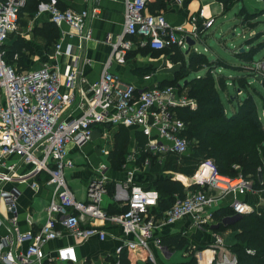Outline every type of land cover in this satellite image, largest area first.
I'll return each mask as SVG.
<instances>
[{
  "label": "built area",
  "instance_id": "1",
  "mask_svg": "<svg viewBox=\"0 0 264 264\" xmlns=\"http://www.w3.org/2000/svg\"><path fill=\"white\" fill-rule=\"evenodd\" d=\"M27 2L0 0V229L5 232L0 237V264H59V261L87 264L79 261L72 245L57 248L56 254L47 259L42 247L62 236L64 230L83 240L92 236L104 240L108 223L120 224L126 233L133 234L135 239L126 243L130 247H142L150 262L158 264L151 244L161 243V236L157 235L160 228L187 215L193 216L197 226L203 228L219 201L227 195L232 196L231 207L235 211L232 216L254 210L255 205L242 198L253 189V181L242 174L232 177L218 172L207 163H202L194 174L195 182L201 187L176 195L162 215L156 214L159 190L135 183L132 177L116 185L117 194H123H118V199L125 201V207L111 212L103 206L101 198L108 189L109 165L98 168V175L87 188L86 199L77 198L67 178L66 170L75 164L71 147L80 149L92 141L91 133L96 126L139 127L147 137V151L160 160L168 153L189 152L187 124L176 107L195 108L196 99L180 94L173 84L139 89L134 83L122 80L111 70V65L115 60L126 61L136 36L141 37V43L156 49L175 45L187 48L188 37L195 43L200 40L202 29L214 23L213 17L205 18L200 9L191 16L192 29L188 32L182 26L171 25L164 13L149 11L148 0H124L123 31L112 42L100 76L86 81L75 67L76 56L64 63L57 58L55 64L36 69L19 68L6 60L4 44L18 27L20 11ZM45 10L61 30L55 44L57 55L64 52L73 55L74 44L80 48L92 37L87 19L99 12L98 6L90 12L62 8L57 0H51ZM252 67L257 75L264 76V55ZM145 77L149 79L150 75ZM42 184L51 187L46 219L39 222L37 229L24 231L19 224L22 187L37 189ZM219 241L224 243L220 238ZM219 249L218 244L209 247L210 261L206 262V250L202 249L193 260L176 264H212ZM236 261L234 255L224 263L236 264Z\"/></svg>",
  "mask_w": 264,
  "mask_h": 264
},
{
  "label": "crops",
  "instance_id": "2",
  "mask_svg": "<svg viewBox=\"0 0 264 264\" xmlns=\"http://www.w3.org/2000/svg\"><path fill=\"white\" fill-rule=\"evenodd\" d=\"M50 1L51 0H30L28 10L26 9L22 14H20L18 27L11 32L12 34H10L5 44H7L8 47H11L17 40H23L28 42L31 48L27 49L24 47L22 50H16L14 52V59L16 60L13 64H16L19 68L28 66L29 68L36 69L47 64H55L57 58L61 63H64L73 60L76 56L77 59L75 67L80 71L81 78L85 79L86 81L96 80L102 73L104 64L110 55L112 42L115 40L116 36L123 31L124 0H57L58 5L62 8L69 7L76 10L89 9L91 12L94 6H98L99 10V12L93 15L90 14L87 19V24L93 32L92 37L85 41L83 46L80 48L74 44L72 50L73 55H71V53L69 54L68 52H64L61 56L56 54L55 46L56 42L61 36V30L53 24L50 14L45 10L47 3ZM237 1L238 0H235L232 7ZM243 7H245L250 13H254L256 17L254 18L255 20H253L254 22H258L256 19L260 14H263L260 13V11L264 9V0H255L251 2L248 0L247 3H244L240 10L236 13V21H238V25L241 23L238 19L240 16L239 13ZM200 9H203L205 18L213 17L215 19L214 23L209 26L208 30L213 28L218 15H222V17L226 19V13L231 10L229 9L228 11L224 12L223 3L219 0H165V2L162 3V7L155 10V13H164L171 25L182 26L184 31L190 32L192 29L191 16L193 14L199 13ZM148 10L151 11L149 6ZM255 29L253 28L251 30ZM55 30L57 34L59 33L58 36L55 35L56 37H54V34H52V32ZM226 34V31L223 32V36L221 38L222 41L226 40ZM245 35L246 34H243L242 36L245 38ZM250 37L252 36H248L247 38ZM260 38L261 36L259 37V41ZM134 39L135 45L129 51L126 61L121 63L115 60L111 65V70L125 82L134 83L139 89L155 84L161 85L168 82L176 85L180 94L188 95L189 90L185 84H181L180 81L178 83H173L171 81L173 79L172 73L179 70L181 66V63L178 62L179 60L171 61V57L167 58L163 56L164 50L152 48L149 44L141 43V37L139 36L134 37ZM69 40L70 39H66V41ZM73 40L75 41V39ZM66 47L67 45H65L64 48ZM188 48H190V46H188L184 51H186ZM240 48V46H235V49L237 50L234 49V51L237 52ZM204 49H208L207 46H204ZM212 54H214L213 59H216L218 56L222 57L221 53L217 51L212 52ZM19 60H21V63H19ZM210 60L212 61V59ZM236 60L239 62L228 61L236 66H241L244 64V61L239 59L237 56ZM230 70L234 72V74H229V78H231V80H233L232 78L235 76H240L249 72L247 69L239 70L231 68ZM147 75H150L149 79L145 77ZM231 108L233 109V107ZM115 126L116 125H106L105 127H96V129L93 130L94 132L92 141L83 145L80 149L71 147V155L73 154L75 156V158L72 156L75 161L74 166L68 168L71 172V177L73 180L79 179L81 182H86L87 184L85 189L80 188L78 184L75 189L72 188L77 198L86 199L88 196L87 188L90 184V181L95 176H97L92 174V172L95 173L96 171L98 173V168H101L102 166H112L109 158L110 150L107 149L105 143L103 142L107 134V130L112 129ZM126 127L132 130L131 143L136 144L130 148L131 152L128 162L135 163V157L138 156L139 158L145 150L146 153H148V155H146L152 157L150 152L146 149L147 137L143 134L141 129L137 126ZM101 128H104L105 130L100 131L102 130ZM135 131L142 133L146 137V142L144 143L145 148H143V145L139 143L138 135L135 133ZM100 135H102L101 138ZM98 138H100L99 142L94 143L98 140ZM139 146L141 147V150L138 148ZM103 149H105V152H108L105 153ZM86 153L88 155L95 154L97 157H102V159L104 156L105 161L102 160L103 162H100L99 164L89 165L85 159L87 156ZM142 164L145 163L143 162ZM145 165L149 166L150 171L151 164L146 162ZM164 172H173V174L176 173L178 178L177 181L183 184L185 193L196 188L195 185L201 187L199 183L195 182L194 175L189 176L175 171ZM151 174H160V176L152 178L150 181H148V183L145 182L147 187L151 184L156 186V180L166 176L163 172L152 171ZM133 175L134 172L131 171L128 177L133 178ZM179 175L186 177V181L184 178H180ZM128 177L125 180H127ZM125 180L120 181L119 183H124ZM68 181L70 182V179ZM133 182L137 183L134 178ZM107 183L108 189L102 194L101 204L107 207V209L111 212H114V210L123 209L125 207V201L118 199V196H122L123 194H117V184H115L114 190L111 192L110 189L112 188H110V186L111 184L113 185V183L112 178H110L109 175ZM22 188L23 192L19 198V224L24 231H29L31 229L35 230L39 227V222H43L46 219L45 207L51 194V187L42 184L40 188L37 189L25 185ZM177 194L178 193H176V195ZM247 197L251 202L256 201L258 199L257 191L252 189L247 194ZM231 200V195H227L221 199L217 208L213 210V216L207 221L203 228L197 226L193 216L190 215H187L172 224H168L160 228L157 231V235L161 236V243L158 244L153 242L151 244V250L156 257L157 263L167 264V262H173L172 264H176L193 260L198 250H208L210 246H214L215 244H218L221 246V248L222 244H224V247L226 248L228 243L224 239L225 236L220 229V224L223 221L229 220L230 217L227 216L224 219H220L216 211L223 206L231 205ZM35 202L39 204H46L40 210H37L36 208H33ZM166 210V208H159V206H157L156 214L162 215ZM105 228L107 231V237L104 240L100 239L98 236H92L83 240L64 230L62 236L48 242L42 247V251L46 255L45 258L47 259L54 256L56 254L57 248L59 247L64 245H72L76 250L79 261L86 262L87 264H110L117 261H121L124 264H152V262H150L148 259V253L145 249L140 246L130 247L126 243L127 240L135 239V237L131 233H126L122 225L108 223L106 224ZM4 233V229H0V237ZM232 233L236 234L235 231H231V234ZM176 236L179 237L178 239H185L186 242L182 247H177V245L174 244L170 245L166 242V240H171L172 237ZM219 238L224 243H221ZM58 263L65 264L64 262L60 261Z\"/></svg>",
  "mask_w": 264,
  "mask_h": 264
},
{
  "label": "trees",
  "instance_id": "3",
  "mask_svg": "<svg viewBox=\"0 0 264 264\" xmlns=\"http://www.w3.org/2000/svg\"><path fill=\"white\" fill-rule=\"evenodd\" d=\"M219 1L223 3L224 12L231 9L235 2V0ZM29 2L30 0L20 11V14L26 9L28 10ZM164 2L165 0H149L148 6L155 13V10L162 7V3ZM240 14L245 17L244 21L252 20L256 17L254 13H250L245 7L241 9ZM53 24L56 26L55 23ZM52 34H54V37H56L55 35H59L56 30ZM24 47L27 49L31 48L30 44L23 40H17L11 47L4 44L6 60L14 63L16 60L14 59V52L22 50ZM263 48L264 40L251 45L247 49L245 48V50L239 49L236 52V56L244 61V64L241 66H236L220 57L215 67L223 66L239 70L247 69L251 73L253 71L251 65L255 61V55ZM160 50L174 52L176 55V57L175 55L173 56L175 61L179 60L180 49L178 45ZM201 56L203 59L195 60L193 58L189 66H201L203 62L206 63V57H203L204 55ZM19 63H21V60H19ZM23 68L31 69L28 66ZM248 77L249 74L246 73L232 78L234 83L237 82L244 86L247 92L246 96L236 104V108L230 114L226 111V106L221 95L222 90L226 89L227 76L223 74L215 75L209 69L205 75L198 76L189 81L187 84L189 95L196 99L197 106L195 108L178 106L176 110L187 124L185 135H187L191 142L190 150L184 155L168 153L161 160L157 155L150 152L151 156L156 158L150 171H175L192 176L197 172L202 163H207L218 172L232 177L242 174L245 178L251 179L253 181V190H256L258 193V199L251 202L247 197L250 191L243 194L242 198L253 203L255 205L254 210L234 217L232 215H234L235 211L231 205H226L219 208L216 213L220 219H224L227 216L230 217L229 220L223 221L220 227L236 232L237 240L231 246L237 258L236 264H264V182L261 183L259 180V168H262L264 173V120L260 116L258 104L253 93L248 89ZM256 78L259 82L264 83L263 75L256 74ZM167 84L171 83L167 82L161 85ZM252 87L255 88V86ZM261 98L264 108L263 94ZM121 126L123 128L117 134L118 137H123V139H117L115 148L112 149L109 155L112 167H121L123 165L125 153L131 144L132 130L126 126ZM123 130L127 132L122 134ZM135 133L138 135L139 143L143 145L146 142V137L138 131H135ZM142 154L148 155L146 150ZM155 183L156 186H143L159 190V208L168 209L174 202L176 193L179 195L185 194L183 184L178 181H172L170 178L161 177ZM195 186L196 188L194 189L200 188L197 185ZM110 188H112L110 189L112 192L114 185L111 184ZM178 238V236L172 237L171 240H166V242L170 245L174 244L177 247H182L186 241L184 238ZM213 264H216V262Z\"/></svg>",
  "mask_w": 264,
  "mask_h": 264
},
{
  "label": "rangeland",
  "instance_id": "4",
  "mask_svg": "<svg viewBox=\"0 0 264 264\" xmlns=\"http://www.w3.org/2000/svg\"><path fill=\"white\" fill-rule=\"evenodd\" d=\"M248 0H238L236 2V4L232 7L231 10H229L226 14V19H224V17H222V15H218L216 18V22L213 26V28L209 29V26L205 27L204 29H202V38L197 41V43H194L193 45L190 46V48H188L186 51H184L186 48L184 47H180V54H179V61L181 63V66L179 68V70L175 71L172 73L173 75V79L171 80L173 83H178L179 81L181 82V84H185L187 86L188 82L191 81L193 78H196L198 76L201 75H205L207 73V71H209V69L212 70V73H214L215 75H219V74H223L225 76L228 77L227 82H226V89L222 90L221 95L223 98V101L225 103V106L227 108L228 114L232 113V110H234V108H236V104H238L239 101H241L245 96H246V92L247 89L240 85L239 83H233V80H231V78H229V74H234V72L232 70H230L231 68H226L223 66H219V67H215V64L217 63V61L219 60L218 58L220 56H218L216 59L214 58V54H212V52L217 51L219 53H221L222 57L226 60H229L231 62H239L238 60H236V56H235V46H240L241 48H249L251 45H255L258 43L259 38L260 41L264 40V9H262L260 11V14L256 20H258V22H254V20H248V21H244V16L241 15L239 13V21L241 22L239 25L237 24L238 21H236V13L240 10V8L244 5V3H247ZM251 1H255V0H249V2ZM261 9V8H259ZM256 27V29H255ZM255 29V30H251V29ZM208 31V32H206ZM227 32V34L225 35L226 40H221L222 38V34L223 32ZM243 34L245 35V38L242 36ZM248 36H252L250 38H247ZM247 38V39H246ZM204 46H207L208 49H204ZM227 47V48H225ZM198 48V49H196ZM240 48V49H241ZM203 51H201V50ZM237 50V49H235ZM234 51V53H233ZM165 57H172L171 61H174V52H171L170 50H164L163 51ZM201 55H204L203 57H206V63L203 62V65L199 66L196 65L195 67H190L189 64L190 62L193 60V58L195 60H199V59H203ZM264 55V48L261 49L256 55H255V60H259L260 58H262ZM235 56V57H234ZM176 57V55H175ZM205 59V58H204ZM212 59V61L210 60ZM204 61V60H202ZM210 61V62H209ZM252 66V65H251ZM249 74V78L248 77V89L253 93L256 102L258 104V109H259V113L261 118H263L264 120V108H263V100L261 98V95H264V83H261V81L259 82V80H257L256 78V73L254 72V70L251 73H247ZM252 86H255L252 87ZM187 88L189 89V87L187 86ZM257 88V89H256ZM259 90V91H257ZM233 107V109L231 108ZM106 125H101V126H96V127H105ZM123 127L121 125H116L115 127H113L112 129L107 130V134L105 136L104 142L107 149L110 150V154L112 152V149L115 148L117 139L119 138V140H122L123 137H118V131L121 130ZM96 129V128H95ZM102 130L100 131H104V128H101ZM127 132V131H126ZM126 132H122V134H125ZM102 137V135H100V138ZM104 137V136H103ZM100 138H98V140L94 143H98ZM102 142V141H100ZM69 144V147H71ZM136 144L131 143L130 146L128 147L126 153H125V161L123 163V165L121 167H108V170L106 171V174H108L110 176V178H112V183L115 186V184H118L120 181L125 180L128 176L129 173L131 171L134 172L133 178L137 183H141V184H145V182L148 183V181H150L152 178H156V176H160V174H151V172L149 171V166L145 165L146 162L150 163L151 166L154 164L153 162H155L156 158L155 157H150V156H145L144 154H142L139 158L138 156H136L135 158V163H130L128 162V160L130 159V148L131 146H135ZM141 150V147H138ZM143 148H145L144 144H143ZM142 148V149H143ZM92 154V153H91ZM109 154V155H110ZM86 161L87 164H92V165H96L99 164L100 162H103L102 160L105 161V157H97L95 154L93 155H88L86 153ZM72 156L75 158V156L72 154ZM146 161V162H145ZM145 164H142V163ZM145 165V166H143ZM147 166V167H146ZM94 170V169H93ZM67 173V177L70 179L69 184L71 185V187L73 189H75L77 187V184L80 186V188L85 189L86 187V182H81L79 179H75L73 180L71 177V172L69 171V169L66 170ZM165 173L164 175H166V178H170V180L172 181H176L177 182V175L176 173L173 174V172H163ZM92 174L94 175H98V173L95 171L92 172ZM91 174V175H92ZM180 178H184V180L186 181V177L179 175ZM68 179V180H69ZM122 183V182H121ZM146 185V184H145ZM153 186V185H150ZM258 194V193H257ZM232 197V196H231ZM106 200V197H105ZM263 202V201H262ZM46 203L43 204H39L37 202H35V205H33V208L40 210L43 206H45ZM48 204V202H47ZM46 204V205H47ZM224 236H225V241L228 243V246L225 248L224 246L221 248V250L219 249L217 255H216V259L215 261L212 262V264L214 262H216V264L221 263V264H225L224 262L228 263L232 257H234V253L231 249V246L236 242L235 238H236V234L232 233L231 231L228 232V230L224 229V227H220ZM228 236V238H227ZM227 239V240H226ZM237 240V239H236ZM231 242V244H230ZM203 248V247H202ZM178 255V254H177ZM236 257V256H235ZM225 260V261H224ZM173 262H167V264H172Z\"/></svg>",
  "mask_w": 264,
  "mask_h": 264
},
{
  "label": "water",
  "instance_id": "5",
  "mask_svg": "<svg viewBox=\"0 0 264 264\" xmlns=\"http://www.w3.org/2000/svg\"><path fill=\"white\" fill-rule=\"evenodd\" d=\"M187 40H188L189 46H191L195 43V40L191 37H188ZM241 50H245V48L243 47ZM259 180L261 183L264 182V173H263L262 168H259Z\"/></svg>",
  "mask_w": 264,
  "mask_h": 264
},
{
  "label": "bare ground",
  "instance_id": "6",
  "mask_svg": "<svg viewBox=\"0 0 264 264\" xmlns=\"http://www.w3.org/2000/svg\"><path fill=\"white\" fill-rule=\"evenodd\" d=\"M78 70V69H77ZM79 71V70H78ZM93 132L94 131H92V133H91V137H93ZM205 255H206V258L208 257V259L206 260V262L207 261H210V258H211V255H212V253H211V250H206V252H205Z\"/></svg>",
  "mask_w": 264,
  "mask_h": 264
}]
</instances>
